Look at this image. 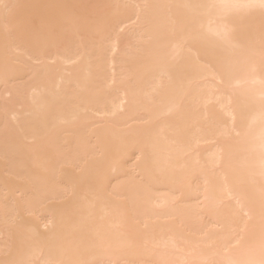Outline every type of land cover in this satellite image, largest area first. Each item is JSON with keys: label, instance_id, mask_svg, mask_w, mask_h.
<instances>
[{"label": "bare ground", "instance_id": "bare-ground-1", "mask_svg": "<svg viewBox=\"0 0 264 264\" xmlns=\"http://www.w3.org/2000/svg\"><path fill=\"white\" fill-rule=\"evenodd\" d=\"M0 264H264L261 0H0Z\"/></svg>", "mask_w": 264, "mask_h": 264}, {"label": "snow or ice", "instance_id": "snow-or-ice-1", "mask_svg": "<svg viewBox=\"0 0 264 264\" xmlns=\"http://www.w3.org/2000/svg\"><path fill=\"white\" fill-rule=\"evenodd\" d=\"M261 7H264V0H261Z\"/></svg>", "mask_w": 264, "mask_h": 264}]
</instances>
